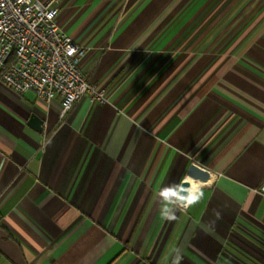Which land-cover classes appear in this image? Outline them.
I'll list each match as a JSON object with an SVG mask.
<instances>
[{"label": "crops", "instance_id": "0c3cea01", "mask_svg": "<svg viewBox=\"0 0 264 264\" xmlns=\"http://www.w3.org/2000/svg\"><path fill=\"white\" fill-rule=\"evenodd\" d=\"M58 22L106 102L60 117L0 82V264H264V0H61ZM192 162L203 198L162 219Z\"/></svg>", "mask_w": 264, "mask_h": 264}, {"label": "built area", "instance_id": "2783aa9c", "mask_svg": "<svg viewBox=\"0 0 264 264\" xmlns=\"http://www.w3.org/2000/svg\"><path fill=\"white\" fill-rule=\"evenodd\" d=\"M60 2L0 0V82L46 103L58 96L62 117L84 95L98 103L106 96L81 71L86 49L61 29Z\"/></svg>", "mask_w": 264, "mask_h": 264}, {"label": "clouds", "instance_id": "9594fccd", "mask_svg": "<svg viewBox=\"0 0 264 264\" xmlns=\"http://www.w3.org/2000/svg\"><path fill=\"white\" fill-rule=\"evenodd\" d=\"M187 185V186H186ZM203 190L201 187L193 188L190 181L183 180L180 182H173L171 184L161 187L158 193V199L162 204L161 217L167 221H174L177 219V209H187L203 198ZM219 218V213H215ZM179 253V249H177ZM180 256L174 259L173 264H179Z\"/></svg>", "mask_w": 264, "mask_h": 264}, {"label": "water", "instance_id": "95a60500", "mask_svg": "<svg viewBox=\"0 0 264 264\" xmlns=\"http://www.w3.org/2000/svg\"><path fill=\"white\" fill-rule=\"evenodd\" d=\"M42 123V120L34 114H31L27 121V125L36 132L41 131ZM209 177L210 172L207 169H204L192 162L188 165L186 170V179L184 180L188 181V179H192L193 181L206 182L208 181Z\"/></svg>", "mask_w": 264, "mask_h": 264}, {"label": "bare ground", "instance_id": "6f19581e", "mask_svg": "<svg viewBox=\"0 0 264 264\" xmlns=\"http://www.w3.org/2000/svg\"><path fill=\"white\" fill-rule=\"evenodd\" d=\"M188 181L191 182V185H192L193 188L196 187L197 183H195L192 179H188Z\"/></svg>", "mask_w": 264, "mask_h": 264}]
</instances>
